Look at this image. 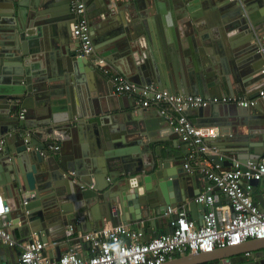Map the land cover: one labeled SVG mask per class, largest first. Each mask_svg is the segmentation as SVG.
<instances>
[{
    "label": "water",
    "instance_id": "water-1",
    "mask_svg": "<svg viewBox=\"0 0 264 264\" xmlns=\"http://www.w3.org/2000/svg\"><path fill=\"white\" fill-rule=\"evenodd\" d=\"M4 1L6 5L0 18V59L4 60L0 70V139H4L0 145V186L18 199L15 204L9 203L10 211H15L21 222V226L11 229L12 238L25 242L34 235L47 242L51 232L62 236L65 227L76 223L83 230L92 231L102 227L104 222L116 224L142 219L150 228L165 222L167 228L159 232H171L169 222L176 216L165 215L168 206L187 200L191 217L196 209L204 211L203 205L193 200L201 192L200 179L207 180L203 173L188 172L178 162L170 165L172 160L161 137L153 138L156 132L159 134L158 126L167 124L159 105L155 106L159 112L152 118L144 108L138 109L134 96L115 93L111 96L112 105L97 109L99 120L106 116V111L111 112L108 120H112L130 117L131 112L126 117L119 111L134 108L139 114L134 117L140 121L137 124L139 135L135 130L126 135V130L121 127L118 131L110 123L84 121L90 117L87 111L89 89L84 86V78L93 75L98 80L100 74L105 75L93 66L90 58L79 55L74 36L75 44L71 47L67 43L68 28L74 18L69 0ZM255 2L258 0H157L156 6L154 2L148 4L147 9L157 18L162 39L157 32L155 37V29L138 25L139 36L147 37L152 44V50L148 52L146 47L144 54L145 41L139 42L132 35L123 36L124 28L114 29L106 37L96 36L92 28L89 30L97 53L108 61L113 62L110 57L117 59V69L133 83L151 85L172 94L239 96L248 94V89L264 79L261 72L264 46L260 38L264 34L257 35L260 23L252 15ZM59 17L65 22H54ZM34 18L40 21L36 26L31 25ZM173 24L187 40L191 34L185 32L187 27L199 35L208 30L211 48L207 49L208 58L202 60L203 63L182 68L176 62L171 67L165 62L163 68V57L172 59L177 47L169 32ZM241 31L246 33L242 35ZM197 43L206 47L203 41ZM173 45L175 47H171ZM164 50L167 52L160 56ZM186 51L184 49V56ZM40 56L46 58L44 65L34 62ZM228 63L231 70L226 68ZM56 68L76 76L75 99L68 97L69 102L65 104L59 102L55 89L51 91L60 77V73L54 72ZM38 105L40 107L33 112V106ZM72 106H75L74 114L69 112ZM21 109L25 110L23 117H20ZM187 110L184 109V113ZM190 110H199L201 120L197 121L219 127L246 126L244 118L253 117L256 129L264 128V102L261 101L245 107L228 105L222 109V104H209ZM28 116L36 119L28 122ZM75 117L79 119L74 120ZM142 117H145L143 121ZM71 123H75L74 127ZM109 126L114 132H110ZM246 128V133L241 134L243 137L259 133L261 140L244 143L243 150L248 155L245 158L264 155V130ZM69 129L75 133L72 138L68 135ZM54 139L61 140L58 149L51 148ZM128 144L135 147L126 148ZM256 199L261 202L260 197ZM195 218L197 223L201 222L200 217ZM7 221L9 218L1 219L4 225ZM17 229L25 230V237H21ZM246 243L250 249L242 248ZM220 251L224 254L216 256ZM60 254L56 249L54 259ZM184 257L183 263L162 264L208 261L264 264V238L249 239L211 252L184 253Z\"/></svg>",
    "mask_w": 264,
    "mask_h": 264
},
{
    "label": "built area",
    "instance_id": "built-area-1",
    "mask_svg": "<svg viewBox=\"0 0 264 264\" xmlns=\"http://www.w3.org/2000/svg\"><path fill=\"white\" fill-rule=\"evenodd\" d=\"M69 2L74 14L72 35L78 42L79 55L90 58L93 66L108 76L118 95L134 96L136 104L142 108L159 105L160 113L167 116L174 132L187 145V153L181 162L183 168L188 172L196 170L203 173L208 181L204 191L193 197L194 202L203 205L204 211L201 222L197 223L187 206H168L165 215L176 216L169 222L171 232H158L148 240L142 239L146 228L144 224L147 225L144 219L138 222L137 228H130L123 222L107 223L84 233H76L75 227L69 225L64 231V240L84 242L86 251L68 248L61 252L58 259H54L44 252L46 242L37 238L18 242L12 238L7 224L1 223L5 214L10 212V204L0 192V244L19 249L13 262L0 260V264H162L175 253L211 252L249 239H263L264 155L243 162L235 153H223L215 143L208 141L220 135L218 126L198 127L184 114V109L221 103L252 106L264 100V85L258 88L256 97L244 98L172 94L151 85L133 83L111 68L106 59L95 51L84 0ZM261 72L264 75V66ZM3 142L4 139H0V145ZM51 148L58 149L59 146ZM259 183L263 185L259 194L261 202L254 193ZM220 194L226 198L225 202L221 201ZM58 243L55 240L51 245Z\"/></svg>",
    "mask_w": 264,
    "mask_h": 264
},
{
    "label": "crops",
    "instance_id": "crops-1",
    "mask_svg": "<svg viewBox=\"0 0 264 264\" xmlns=\"http://www.w3.org/2000/svg\"><path fill=\"white\" fill-rule=\"evenodd\" d=\"M42 1L44 2L45 0H42ZM84 2H85L86 15H87V18L89 20V28H92L94 30L96 36L99 35L101 37H106L107 33L109 34L112 30L118 29V28H124L126 33L123 34V36L128 37L126 35H132V37H137L138 41L140 40L139 42H142V39L145 41L146 46L144 48H142L143 54L145 53L146 47L149 50L148 52H150L152 50L150 47L152 44H150L147 37L145 39L144 37L139 36L138 25L142 24L151 30L155 29V32H154L155 37H157L156 35L158 34L159 39H162L161 29L158 27V24H157V18L153 12H150L147 9V5L151 4V3L153 4V2L155 3V6H156L157 0H84ZM255 3H256V5H254L255 7H254V11H253L252 15L260 23L257 25L256 31H260L259 33H257V35L264 34V0H262V1L258 0V2H255ZM4 5H6L5 1L0 0V18L2 17L3 12H4V7H5ZM158 9H159V7H158ZM194 9L195 8H193L192 10H194ZM196 10H199V6L196 8ZM56 13L59 14L58 12H56ZM73 21H74V18H73ZM73 21L71 22V24L68 28V32H67V43L71 47H72V45L75 44V40L72 37L73 35H72V28H71ZM39 22L40 21H37L36 18H34L33 24L31 23V25L36 26V24H38ZM54 22L63 23V22H65V20H61V18L59 17L58 19L54 20ZM187 31L189 33L191 32L190 39H188V40H187L188 37L180 34L177 25L173 24L172 26H170L169 32H170L171 38L177 44V47H175L174 45L171 46V47H175L174 48V56L172 57V59L171 58L166 59L165 56L163 57V63L162 64H163L164 69H165L166 64L169 67H171L173 62H176V64L182 68H184V65L194 67V66L200 65V63H203L202 60L208 58L207 49L211 48V37L208 36V32H207L208 30L205 29L203 32H201L202 33L201 35L195 33L194 31L192 32V30L188 27H187V30H185V32L187 33ZM156 32H157V34H156ZM245 33H246V31H241L242 35ZM260 38H261V40H263L261 44L264 46V39H263L264 36L263 37L261 36ZM195 40H197L198 42L203 41L205 43L206 47L203 44L199 45L197 43V41H195ZM72 41H73V43H72ZM182 45H184L185 47ZM182 47H184V49L187 50L185 52V56H184V49ZM169 48L170 47H168V49ZM95 50H96V52H99L97 49H95ZM166 52H167V50H164L160 54V56L162 54L164 55ZM71 54H73V53L71 52ZM135 55L138 58V51L135 53ZM110 58L113 59V62L108 61L106 59L109 66L111 68H113L115 71H117L118 73L122 74L121 72H119V70L117 69V67L115 65L116 64L115 62H117L118 60L114 59V57H110ZM215 58L216 57H214V59ZM45 59H44V57H41V56L36 57L34 59V62H40L42 65H44L46 63ZM3 61H4L3 59H0V70L2 69ZM164 63H165V65H164ZM226 68L231 70V64L228 63L226 65ZM54 72L60 73V75H59L60 77H58L59 80H55L54 88L51 91H53L55 89L57 94H59L57 97L60 100L59 102L61 104H65L67 101L69 102L68 97L75 99V94H76V91L78 90V86L76 85V76L72 73H68V72L60 70L58 68L54 69ZM125 78L128 79L127 77H125ZM129 81H131V80H129ZM263 85H264V79L262 81H259V83L256 84L255 86L248 89V91H249L248 94H241L239 96L244 97V98L256 97L258 88L263 86ZM84 86L87 87V90L89 89L87 92V95H88L87 96V98H88L87 111L89 112L90 117L86 118L84 120L86 123L94 122V121H97V122L102 121L104 123V125H106V124L108 125L110 123L109 125L112 126L113 128H114V126H116L118 131H120V128L122 127V129L126 130V135H128L129 133L132 134L131 133L132 130H135V133L139 131L137 129V124H139L140 121L138 119H134V117L137 118L139 116V114H137L138 111H135L134 108L131 111H125V110L119 111L118 110L119 112L122 113V115L125 114L126 117H128L127 116L128 112H131L130 117H128V118H125V119H122V118H120V119L115 118L114 119V118H112V120H108L109 119L108 117H110L111 112L106 111L107 112L106 116L101 117V120H99L100 115L96 114L99 106H100V108L106 109L108 107V104H111V105L113 104L111 96L114 95L115 92L112 88V84H111L108 76H103L100 74V78L98 80L94 79L93 75H92V77L86 76V78H84ZM250 90H253V91L250 92ZM90 92H92V93H90ZM93 93H95V94H93ZM177 94H184V93H177ZM213 96H219V95H213ZM220 96H222V95H220ZM229 96H236V95L234 94V95H229ZM128 97L130 98V96H128ZM261 102H264V100H261ZM135 103H136V101H135ZM221 104H222V109L226 108V106H228V105H231L232 107H236L235 104H228V103L227 104L221 103ZM155 106L156 105L154 104V105H150L149 107H145L143 111L144 112H150V115L153 118V117H155L154 113L159 112L158 110H156L157 107H155ZM33 107H34V109H31V110L34 112V110L38 109L40 107V105L33 106ZM138 109H142V107H138ZM83 111H85L84 108H83ZM198 111L199 110L194 111V110L188 109L184 114L191 120V122L194 125H196L198 127L216 126V125L207 123V121H197V120H201V114H198L199 113ZM20 112L24 113L25 110L21 109ZM69 112L74 114L75 113V106H72L70 108ZM93 114H96V115L92 117ZM164 116H165L166 121H167L166 126H158L159 127L158 133L161 136L159 134H157V132H156V136H154L153 138L157 139V138L161 137V139H162L161 143L168 150V156H170L169 159L172 160L170 162V165H174V163H176V162L181 164V162H183V159H184V157L187 153V150H188L187 145L184 142H182L181 139L179 138V136H177V134L174 132V130L171 129V125L168 122L167 116L166 115H164ZM35 119L36 118L34 116L33 117L28 116L27 121L31 122V120L33 121ZM77 119H79V118L78 117L74 118V120H77ZM144 119H145V117H142V121ZM244 119L245 120L243 121V123L247 122L245 124L247 127H250L251 130H252V127H254V129H256L257 126L255 125V123H253V117H248V118L245 117ZM74 124L75 123H71V126L74 127ZM110 126H109V130H110ZM246 126H240V127H234V126L230 127L228 125H223L222 127L218 126V129L221 131L220 135H217L214 138H210L208 141L215 143V145H217L220 148V150L223 151V153H225V154L235 153L240 161L245 162L247 160L245 157H247L248 155H247V152L245 150H243V148H246L244 146V143L245 142H253V141L257 142V141L261 140V135L259 133H256V134L253 133L247 137H243L241 134L246 133V129H247ZM84 129L86 130V126H84ZM238 130L242 133H239ZM262 130H264L263 127H261V129L260 128L256 129V131H262ZM112 131L114 132L113 129H112ZM112 131L110 130L111 133H112ZM229 134H232V135H229ZM68 135L72 138V136L75 135V133H73L71 131V129H69ZM138 135H139V132H138ZM53 142H54V145L60 146L61 140L60 139H54ZM134 147L135 146L128 144V146L126 148H134ZM207 183H208V181L205 180L203 177L200 179V183L198 184V186H199L201 192L204 191ZM262 189H263V185H262V183H259L256 186V188L254 189L255 195L259 197V194H260ZM0 192L2 193L4 199L6 201H8V203H10V204L14 203L15 204L16 202H18V199H16L14 196H10L4 187L0 186ZM220 195L222 196L220 198L221 201L225 202L226 198L223 196V194H220ZM180 205L187 206V200L183 201ZM95 206H97L99 208L98 205H95ZM8 214H9L8 216H6V217L4 216L3 218H5V219L9 218V221H7V228L9 229L10 232H12L11 229H13V227H16V226H18V227L21 226V222H19L20 220H18V217H17L15 211L14 212L10 211ZM195 216L202 218V211L200 209H196L192 215V218L196 219ZM152 217L155 218L156 216L152 215ZM137 222L138 221H130V222H127L126 224L130 228H137V227H139ZM107 223H110V222H104V225ZM73 226L75 227L76 233L88 232L87 230H83L80 225H77V223L73 224ZM144 227H146V228H145L144 236L142 238L143 240H148V238H150L154 234L158 233L161 230H165L167 228L165 222H159L157 228L156 227L150 228L149 223H147V225L144 224ZM65 228L67 229V227H65ZM20 229H21V227H20ZM16 232H21V235H22L21 237H25V236H23L25 234L24 233L25 230L18 231V229H17ZM59 232H62V230ZM60 234L61 233L55 234V233L51 232V236H49L48 241L46 242L47 245L44 248V252L49 258H55L56 249H58V250H60V252H62L64 250H67L68 248H74V249L81 251V252L84 251V253H85L87 246L85 245L84 242L82 243L80 241L75 242L72 240H69V241L64 240V232H63L62 236H60ZM31 236H32L31 237L32 239L36 238V236H34V235H31ZM55 240H58L59 243L57 245H51V243ZM245 242H243V243H245ZM250 247L251 246L246 243V246L242 247V248L243 249H250ZM0 248L2 249V254H0V260L2 262H13L18 255V250H19L18 248H14V250H13V248L4 246L2 244H0ZM185 253H190V252H185ZM223 254L224 253H222L220 251V252H217V254H215V255L216 256H222ZM184 259H186V257H184V253H175L172 256V258H170L166 262H173V263L174 262H181V263H183ZM211 262L212 261L202 262L201 264H213V262L212 263Z\"/></svg>",
    "mask_w": 264,
    "mask_h": 264
},
{
    "label": "flooded vegetation",
    "instance_id": "flooded-vegetation-1",
    "mask_svg": "<svg viewBox=\"0 0 264 264\" xmlns=\"http://www.w3.org/2000/svg\"><path fill=\"white\" fill-rule=\"evenodd\" d=\"M101 17V16H100Z\"/></svg>",
    "mask_w": 264,
    "mask_h": 264
}]
</instances>
